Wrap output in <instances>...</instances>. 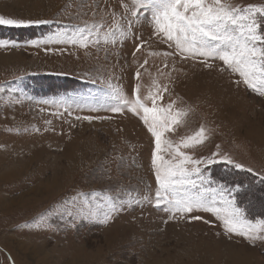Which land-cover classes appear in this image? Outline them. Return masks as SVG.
Wrapping results in <instances>:
<instances>
[{
    "label": "rangeland",
    "instance_id": "obj_1",
    "mask_svg": "<svg viewBox=\"0 0 264 264\" xmlns=\"http://www.w3.org/2000/svg\"><path fill=\"white\" fill-rule=\"evenodd\" d=\"M124 4L131 8L132 0H0L6 18L52 21L0 24V40L17 45L0 47V264H264V241L225 232L215 215L194 211L202 219L178 213L170 218L154 206V138L140 117L110 110L109 85L130 99L137 84L141 97L167 87L157 103L174 101V110L187 115L165 138L175 145L203 126L208 138L181 150L196 159L218 150L244 165L212 164L205 175L212 187L240 184L237 204L260 214L255 219L264 218V186L249 176H264V95L219 59L205 67L201 58H182L174 44L153 35L150 17L134 23L122 42L117 36L115 44L101 40L82 47L54 38L84 22L101 23L107 31L113 14L125 13ZM34 40L41 43H29ZM93 192L99 193L95 201ZM145 194L150 201L124 205L107 223L100 222L102 216L88 217L105 196L119 201Z\"/></svg>",
    "mask_w": 264,
    "mask_h": 264
},
{
    "label": "snow or ice",
    "instance_id": "obj_2",
    "mask_svg": "<svg viewBox=\"0 0 264 264\" xmlns=\"http://www.w3.org/2000/svg\"><path fill=\"white\" fill-rule=\"evenodd\" d=\"M123 7L125 13L120 18H116L113 14V23L107 31L102 32L101 23L84 22L82 27H75L71 34L67 31H59L54 34V38L60 43L79 44L82 47H88L90 44L98 45L101 40L104 43L115 44L117 36L122 42L127 39L134 23L139 22L141 18L150 17L153 35L160 37L169 47L174 44L182 58H201L200 62L204 63L205 67L212 66L210 60L219 59L227 69L238 73L247 87L264 95V31H261L264 4L239 6L232 4L230 0H132L131 8L127 4ZM121 20L126 21V28L121 25ZM32 23L48 24L52 21H23L0 15V24L18 26ZM52 39L53 37H49L43 42L49 43ZM29 43L39 44L41 41L34 40ZM144 43L141 41L136 45L137 52ZM9 44L12 47L17 46L15 41L0 40V47ZM149 55L167 57L172 53L152 52ZM133 57L135 58V52ZM144 63L147 64V60ZM135 75L139 78L140 71L137 70ZM140 87V84L135 86L134 98L130 99L122 89L109 85V98L113 101L110 110L119 113L127 109L140 117L154 138L151 159L157 182L154 206L170 213V218H175L178 213L192 220H199L202 217L191 215L194 211L211 213L222 222L225 232L237 234L252 242L264 241V218H247L246 210L237 204L235 193L239 191L240 186L220 184L212 187L210 185L214 182L205 175L208 166L212 164L223 163L236 169H244V165L235 162L226 153L221 154L218 150L199 159L182 151L181 148H194L208 138L203 126L193 135L183 137L180 143L173 145V142L165 138V133L172 130L174 125H179L182 118L187 115V111L174 110V101L166 107L157 103L163 98L167 87L157 88L155 92L150 91L147 97H141ZM148 100L151 101L150 107ZM106 118L83 117L89 121ZM77 119L81 118L77 117ZM162 153L169 154L170 158L165 159ZM246 170L253 171L251 168ZM260 180L264 181V176H260ZM97 196L99 193L93 192L92 200L95 201ZM104 200L103 205L97 204L96 210L88 212V217L102 216L100 222L107 223L112 214L124 205L142 204L150 201L151 196L145 194L140 199L129 198L119 201L111 196H105ZM83 204L91 209L87 197H84ZM101 207L105 209L103 212L99 211ZM68 215L71 216L72 212L69 211Z\"/></svg>",
    "mask_w": 264,
    "mask_h": 264
},
{
    "label": "trees",
    "instance_id": "obj_3",
    "mask_svg": "<svg viewBox=\"0 0 264 264\" xmlns=\"http://www.w3.org/2000/svg\"><path fill=\"white\" fill-rule=\"evenodd\" d=\"M263 24L261 25V28L263 29V30H261V31H264V28H263ZM216 168H218V167H216ZM215 169V167H212V170H214ZM249 176V175H248ZM249 177H252L251 178V180L252 181H254L255 183H258V185H260L259 187H262L263 188V186H264V181H261V180H257V178H255V177H253V176H249ZM221 179V178H220ZM218 181V180H217ZM219 182H224V180H219ZM237 185H239V186H241L240 184H237ZM246 185V184H245ZM262 188H260V189H262ZM236 198L238 199V196L236 195ZM238 202V201H237ZM241 203V202H240ZM245 209H246V207H245ZM247 212H246V215H247V217L248 218H250V219H252V218H255V217H260L259 215L260 214H255V213H250V211H249V209H247L246 210ZM263 217V216H262Z\"/></svg>",
    "mask_w": 264,
    "mask_h": 264
}]
</instances>
